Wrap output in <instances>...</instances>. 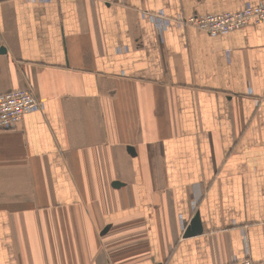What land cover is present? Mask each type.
Wrapping results in <instances>:
<instances>
[{
    "label": "crops",
    "instance_id": "crops-1",
    "mask_svg": "<svg viewBox=\"0 0 264 264\" xmlns=\"http://www.w3.org/2000/svg\"><path fill=\"white\" fill-rule=\"evenodd\" d=\"M263 4L0 3V95L42 105L0 130V264L264 262V28L142 16Z\"/></svg>",
    "mask_w": 264,
    "mask_h": 264
},
{
    "label": "built area",
    "instance_id": "built-area-1",
    "mask_svg": "<svg viewBox=\"0 0 264 264\" xmlns=\"http://www.w3.org/2000/svg\"><path fill=\"white\" fill-rule=\"evenodd\" d=\"M12 0H0V3ZM35 2L37 0H29ZM142 16L152 23L156 30L163 34L172 24L179 27L193 28L210 36L225 35L257 23L264 28V4L247 6L238 13L195 15L190 17H167L164 13H144ZM252 91H250V95ZM42 105L35 95L26 90L12 91L0 95V130L15 129L25 115L36 112ZM229 264H264L255 263L249 257L234 260Z\"/></svg>",
    "mask_w": 264,
    "mask_h": 264
},
{
    "label": "water",
    "instance_id": "water-1",
    "mask_svg": "<svg viewBox=\"0 0 264 264\" xmlns=\"http://www.w3.org/2000/svg\"><path fill=\"white\" fill-rule=\"evenodd\" d=\"M3 52V50H1ZM193 225L195 226V224L193 223Z\"/></svg>",
    "mask_w": 264,
    "mask_h": 264
}]
</instances>
